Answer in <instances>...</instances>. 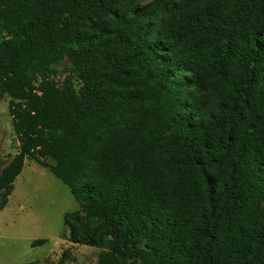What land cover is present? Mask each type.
Wrapping results in <instances>:
<instances>
[{
  "label": "trees",
  "instance_id": "obj_1",
  "mask_svg": "<svg viewBox=\"0 0 264 264\" xmlns=\"http://www.w3.org/2000/svg\"><path fill=\"white\" fill-rule=\"evenodd\" d=\"M5 97L0 210L35 158L98 264H264V0H0Z\"/></svg>",
  "mask_w": 264,
  "mask_h": 264
},
{
  "label": "rangeland",
  "instance_id": "obj_2",
  "mask_svg": "<svg viewBox=\"0 0 264 264\" xmlns=\"http://www.w3.org/2000/svg\"><path fill=\"white\" fill-rule=\"evenodd\" d=\"M53 71L52 78L61 84L67 74L63 64H54ZM18 146L9 99L5 97L0 100V173ZM47 161L53 162L49 157ZM78 208L67 184L37 159L27 158L8 204L0 210V264H98L101 248L68 238L70 227L65 217ZM65 250L69 256H64Z\"/></svg>",
  "mask_w": 264,
  "mask_h": 264
}]
</instances>
